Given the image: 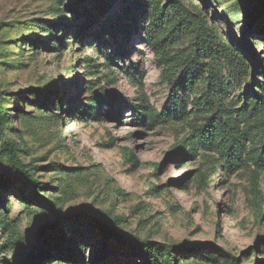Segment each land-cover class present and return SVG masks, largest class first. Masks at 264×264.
<instances>
[{"label":"rangeland","instance_id":"rangeland-1","mask_svg":"<svg viewBox=\"0 0 264 264\" xmlns=\"http://www.w3.org/2000/svg\"><path fill=\"white\" fill-rule=\"evenodd\" d=\"M185 11L225 54L197 56ZM209 66L226 111L207 104ZM0 91L3 130L43 187L10 167L0 135V264L34 249L42 264H145L89 223L102 217L195 251L177 264H264V0H0ZM220 117L243 140L239 160L205 139ZM81 208L87 218L64 225ZM58 233L82 243L79 257Z\"/></svg>","mask_w":264,"mask_h":264},{"label":"trees","instance_id":"trees-1","mask_svg":"<svg viewBox=\"0 0 264 264\" xmlns=\"http://www.w3.org/2000/svg\"><path fill=\"white\" fill-rule=\"evenodd\" d=\"M104 9L108 10L109 7L105 6ZM185 16L194 26L195 36L194 43L192 45L195 47L193 51L197 54V56H199V54H201L202 56L207 54L208 49L210 48L216 49L219 51V53L225 54V45L223 38L220 37L219 34L209 26L207 21H204L202 18L191 14L189 11H185ZM125 31L126 27H123L121 23H119L118 21L113 23L112 33L124 34ZM248 35L250 34L248 33ZM248 35L245 37V42L248 44L249 48L252 49L253 44L247 41V39L249 38ZM123 40H128L127 36H124ZM227 62L232 67V62ZM194 64L199 65L197 64V62ZM207 68L208 71L206 72L209 75L206 80L208 85L207 104L212 106V108L218 107L220 110H225L224 95L226 93V89L221 80L220 74L217 73L214 67L209 66ZM198 70H201V68ZM2 96L3 94L0 91V135L3 137L4 142L2 150L6 154V158L11 168L17 170L20 174H22L24 180L27 181L32 187H39V189H43L39 182L32 177L31 173L26 168V165H24L18 159L14 145L10 143L8 135H6L3 130V122L7 113L3 104ZM256 98L260 102V104H264L263 96H259ZM207 128L208 130H206L204 133L206 135L205 139L210 142H213L216 139H221L225 145V153L227 154V157L230 161L239 160L242 158L245 152L243 140L238 135V133L235 132V129L233 127H227V123L223 121V117L212 119ZM51 207L53 216H55L58 220H62L60 211L55 207V205L52 204ZM88 211L89 210L86 208H81L77 211L68 212L63 218V220L65 221L64 225L75 224L80 220L83 221L85 218H87L86 214ZM89 223L96 225L98 231L103 235L106 242L113 241L120 244L123 248L129 251L128 254L130 256H140L145 264H162V260H164L166 264H177V259L180 256L182 257L188 252H195L193 249L189 250L184 247H173L165 244L155 245L150 243L149 241H141L136 237L115 229L114 222H111L104 217L99 218L96 221H89ZM66 231L68 232V229ZM67 237V234L58 233L57 235H51V240L65 255L70 257H79V251L82 250V243L68 242ZM205 247L218 250V248L213 244H205L199 246L197 248V251H202ZM47 257L48 256L45 252H37V250L34 249L25 256V261L23 263L18 264H42L43 261L47 259ZM234 261H236V259H234Z\"/></svg>","mask_w":264,"mask_h":264}]
</instances>
